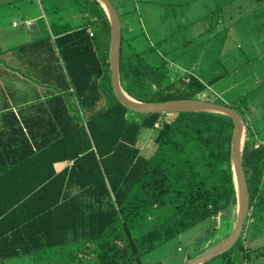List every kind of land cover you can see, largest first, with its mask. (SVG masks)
Masks as SVG:
<instances>
[{
  "label": "trees",
  "instance_id": "obj_1",
  "mask_svg": "<svg viewBox=\"0 0 264 264\" xmlns=\"http://www.w3.org/2000/svg\"><path fill=\"white\" fill-rule=\"evenodd\" d=\"M86 1L83 24L51 22V33L0 59L3 71L10 74V61L20 70L0 79V261L33 254L60 264L139 263L236 204L233 120L213 112L141 113L130 120L133 110L111 83L107 15L97 0ZM128 38H122L121 81L139 100L195 98L218 80L205 83L189 71L166 79L167 61L151 64L144 54L167 38L139 51L124 46ZM233 103L242 115L249 110L244 95ZM143 127L157 130L148 157L138 146ZM256 129L247 125L243 153L246 220L264 202V137ZM246 240L241 234L233 248L204 264H264V246Z\"/></svg>",
  "mask_w": 264,
  "mask_h": 264
},
{
  "label": "rangeland",
  "instance_id": "obj_2",
  "mask_svg": "<svg viewBox=\"0 0 264 264\" xmlns=\"http://www.w3.org/2000/svg\"><path fill=\"white\" fill-rule=\"evenodd\" d=\"M111 1L119 12L122 34L124 37H129L124 41V46L130 45L139 51L167 38L158 50L146 51L144 59L151 64L167 61V65L161 68L162 71L169 73L166 79L180 76L188 71L205 83L218 78L214 84L208 85L207 89L195 98L231 106L234 104V99L244 95V98L248 100V114L251 115H243L247 125H254L260 137H264V55L255 54V50L258 49L256 38L258 36L264 38V1ZM86 7H88L86 0L18 2L11 8L9 14H0V20L6 19L4 23L15 22L16 29L8 26V29L4 30L5 41L10 42L0 46V52L16 47L13 45L20 42L25 44L24 41L44 33H51L49 22L83 24L87 18ZM30 18H34V23L39 26L38 30H33L27 25L26 22ZM12 31H15L18 36L9 40L7 34H12ZM10 62L13 65L12 70H9L10 74H19V63ZM6 65L8 66V63ZM10 74L0 68V79L3 83H5V76ZM16 89L19 92L23 91L20 83ZM174 96L178 97L179 93L176 92ZM128 113L130 116L142 117L139 112L129 111ZM156 132L155 128H141L138 146L142 155L148 157L154 152ZM247 132L248 130H246V137ZM160 211L153 212L143 220L134 229V235H139L145 230ZM236 211V204L225 208L211 218L163 242L145 254L139 263L133 264H185L227 237L233 227ZM242 234L247 238V245L253 248L264 246V202L255 208L254 214L251 210ZM0 264L60 263L40 260L33 254H26L0 261Z\"/></svg>",
  "mask_w": 264,
  "mask_h": 264
},
{
  "label": "water",
  "instance_id": "obj_3",
  "mask_svg": "<svg viewBox=\"0 0 264 264\" xmlns=\"http://www.w3.org/2000/svg\"><path fill=\"white\" fill-rule=\"evenodd\" d=\"M105 11L110 25L109 70L114 94L121 104L139 113L213 112L228 115L234 123L230 160L236 188V218L230 233L223 240L191 258L185 264H204L228 252L238 242L249 214L250 191L243 163L247 122L233 106L205 99H173L145 101L129 95L123 87L120 73L122 24L119 12L111 0H97Z\"/></svg>",
  "mask_w": 264,
  "mask_h": 264
},
{
  "label": "crops",
  "instance_id": "obj_4",
  "mask_svg": "<svg viewBox=\"0 0 264 264\" xmlns=\"http://www.w3.org/2000/svg\"><path fill=\"white\" fill-rule=\"evenodd\" d=\"M20 1H25V0H0V14L1 13H7V14H9V12H10V10H11V8H13V6H16V4L18 3V2H20ZM88 14V12L86 13V15ZM4 20H6L5 18H3L2 20H0V46H2V45H7V44H9V42H6L5 41V37H6V34H4V30H6V29H8L7 27L8 26H10L11 28H13L14 30H16L15 28H14V24H15V22L13 23V24H10L11 22H8V24H6V23H4ZM27 25L28 26H30L31 27V29H33V30H38L39 29V26L36 24V23H34V18H30V19H28L27 20ZM50 23L51 22H49V29H50ZM50 31H51V29H50ZM13 33L12 34H10V35H8L7 34V37L8 38H10L9 40H11V39H13L14 37H16L17 38V36H18V34L17 33H15V31H12ZM48 33V32H47ZM47 33H44V34H42V35H40V36H37V37H35V38H33V39H30V40H26V41H24V43H28V42H30V41H33V40H35V39H38V38H40V37H43V36H45ZM8 38L6 39V40H8ZM258 41V43H257V45H258V49H256L255 50V54L256 55H259V56H263L264 55V38H263V36L262 37H260V36H258V38H256ZM17 45H23V42H20V43H18V44H16V45H13V46H17ZM10 47V46H9ZM12 47V46H11ZM9 49L10 48H8L7 49V51H1L0 52V57L1 56H6V55H9V53H10V51H9ZM1 60H2V58H0ZM24 90V89H23ZM198 95H200V94H198ZM206 100V99H205ZM249 113V111H247V115L248 116H251L250 114H248ZM127 116H128V118L129 117H131V118H129L130 120H140L141 119V117H135V116H130L129 115V113L127 114ZM62 166V164H58V167H61ZM49 261H52V260H49Z\"/></svg>",
  "mask_w": 264,
  "mask_h": 264
},
{
  "label": "built area",
  "instance_id": "obj_5",
  "mask_svg": "<svg viewBox=\"0 0 264 264\" xmlns=\"http://www.w3.org/2000/svg\"><path fill=\"white\" fill-rule=\"evenodd\" d=\"M88 32L90 33V35H93V32L90 28H88Z\"/></svg>",
  "mask_w": 264,
  "mask_h": 264
},
{
  "label": "bare ground",
  "instance_id": "obj_6",
  "mask_svg": "<svg viewBox=\"0 0 264 264\" xmlns=\"http://www.w3.org/2000/svg\"><path fill=\"white\" fill-rule=\"evenodd\" d=\"M125 90V89H124Z\"/></svg>",
  "mask_w": 264,
  "mask_h": 264
}]
</instances>
